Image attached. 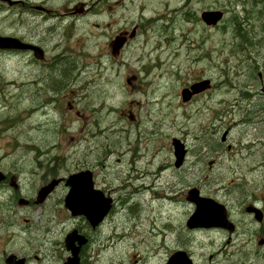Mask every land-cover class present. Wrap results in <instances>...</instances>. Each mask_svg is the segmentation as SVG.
I'll list each match as a JSON object with an SVG mask.
<instances>
[{
    "label": "rangeland",
    "instance_id": "1",
    "mask_svg": "<svg viewBox=\"0 0 264 264\" xmlns=\"http://www.w3.org/2000/svg\"><path fill=\"white\" fill-rule=\"evenodd\" d=\"M23 1L0 0V33L16 36L33 29L42 20L33 6L66 18L63 36L74 66L68 103L52 116L65 130L44 133L56 144L50 157L58 165L54 170L67 173L83 161H94L98 185L114 199L87 264H165L181 246L191 252L194 264H264V244H257L264 231L247 232L246 243L231 246H223L224 238L217 234L191 237L183 225L194 208L180 201V192L190 184L205 191L204 175L214 177L209 185L215 190L263 183L264 94L258 74L264 81V0ZM78 1L88 13L67 15L63 6ZM204 9L222 10L224 17L208 28L199 18ZM136 25L139 33L112 56L107 42ZM26 59L4 55L0 80L31 79L36 68ZM201 75L212 79V89L182 102V86ZM0 106V169L29 187L39 177L23 171L31 168L33 158L28 105L2 96ZM224 130L226 141L221 142ZM174 137L189 150L180 170L173 165ZM207 148L209 156L196 161L197 152L202 156ZM231 177L244 183L228 184ZM1 201L0 256L5 248L26 257V264H62L65 234L82 225L80 217L65 210L62 196L38 211L20 209L16 220L21 230L5 225L7 205ZM231 215L238 216L234 209ZM242 219L243 227L250 226ZM210 239L218 242L212 245Z\"/></svg>",
    "mask_w": 264,
    "mask_h": 264
},
{
    "label": "flooded vegetation",
    "instance_id": "2",
    "mask_svg": "<svg viewBox=\"0 0 264 264\" xmlns=\"http://www.w3.org/2000/svg\"><path fill=\"white\" fill-rule=\"evenodd\" d=\"M16 1V4L24 5L23 0ZM31 8L36 10L35 13L41 12L40 17L42 18V20L38 23L36 21V25L34 26V28L29 30L27 33L21 32L16 35V37L24 43L37 46L41 51V56H36L34 49L31 48H0V57H2L0 58V60H4V55H14L18 58L19 61L26 57L27 65L36 68L31 79H19L9 81L0 80V87H4V90L0 89V97L3 96V98H11L14 102L26 103V105H28L26 108L28 109L27 112H29L27 117H30L33 121L32 123H30V130L32 135V142L30 144V147L31 151L33 152V158L30 161L31 168H24L23 171L24 174L29 173L32 177L38 176L39 178H34L35 182L33 183V185L28 187L25 186L23 183L19 182L18 179L16 180V177L12 174L10 170L2 171L0 169V171L4 174L3 179L0 181V201L1 198H4V200L1 202H4V205H7L6 213L8 214V217H6L7 221H4V223L5 225H7V227H10L11 230H21L16 220V216L20 212V209H30L32 210V212L34 210L38 211L41 210L42 206L47 204L49 200L52 199L54 196H62V199H64L70 188L69 185H67L65 182L67 177L70 174L79 171H89L91 174L93 189L100 191L106 197H110L112 199V205L104 220L95 228L90 227L85 217H80L82 220V225L78 226V230L87 237V243L82 246L80 250V256L83 263L85 264L86 260L87 264V261L89 259L86 258L88 255H90L89 250L91 243L95 241V234L98 233L102 223L111 213L112 208L114 206V199L108 194V190H104L98 185L95 170L96 164L94 163V161H83L78 166V168H75L73 171H68L67 173L61 174L60 170H54V167H58V165H54V160H50V157H53L52 154L56 144H50V141L45 137L44 133H51L56 131V133L59 135L65 130L64 123L59 121L58 118L53 119L52 116L55 113L59 112L61 103H68L67 90H69L68 88L71 85V69L70 59L68 55L70 54V51H68L69 47L65 44V39L63 36L64 27L62 25L63 19L66 18H59L54 13H50V10L45 9L42 6H33ZM63 10L67 15H73L77 18L88 13L89 8L85 7L83 2L78 1L75 3H69L67 5H64ZM79 10L80 12H76ZM57 18H59L60 21H55V19ZM41 24H43L41 27L42 29H39ZM131 31H133V35L131 38L129 37V34L131 32L128 33V31L126 30L119 32L120 34L126 37L125 44L123 45V47L132 41L136 34L139 33L140 28L136 25L131 29ZM0 35L4 34L0 33ZM109 42H107V45H109ZM120 50L118 51L117 55L119 54ZM258 75L260 77L261 87H263L264 81L261 77V74L259 73ZM204 78L210 81V86L204 89L203 91L192 95L191 98L187 101L188 103L193 101L196 97H200L203 96L205 93H209V91L212 89V79L204 75L195 76L182 86V88L189 87L190 84ZM13 88L15 92H11ZM1 108L2 107L0 106V110ZM70 108L71 106L68 110H70ZM61 118L64 120V115H61ZM130 119L133 118L130 116ZM40 136H42V140H40ZM226 136L227 130L224 138H222L221 135L220 141L225 142ZM88 140H91V136L88 137ZM184 147V160L182 164L178 168H176L178 170L183 169L188 160L189 150L187 149L185 144ZM227 148L230 149V145H227ZM208 154L209 148H207V150L202 156H199V152H197V154L195 155V160L204 161L209 156ZM210 162L208 163L209 168L212 165V162ZM46 163L48 164L44 166ZM23 171L19 173H22ZM213 178L214 177L209 175L202 176V179L208 183L205 187V191H203V188L199 185L190 184L185 192H180V201H186L188 205H191L192 208H195V204L189 202L187 200V197L189 196L188 190L191 188H196L201 196L212 197L218 202L224 204L227 210V217L234 224V230L232 232H229L227 229L223 228L189 229L186 227V225H183V228L189 233V235L194 238H196L197 234L199 233L207 234L208 238H210V234L221 235V237L224 238L222 245L231 246L240 245V242L246 243V241L242 238L246 236L247 232L264 231V197L260 193L264 192V177H262V184L257 183L258 185L254 184L256 186L252 185V188H254V190H252V188L246 189L244 187H241L239 190H234L233 187L228 186H221L215 190L212 186L209 185V180ZM39 179H41L40 183ZM52 180H56V184L46 194L44 200L41 203H36L35 199L39 189L47 185ZM239 180L240 177H231L228 181V184ZM234 183L242 184L244 183V181ZM258 191L260 195H258ZM19 199H22V201H20ZM255 208L258 211L252 210ZM233 209L238 214L236 218H233L231 215V211H233ZM256 214L260 215V220L257 218ZM242 217L247 219V222L250 226H242V224H245V221L242 219ZM24 222L28 223L29 219L24 218ZM252 224L257 225V227H253ZM28 226L30 227L31 224ZM209 242L213 245L218 242V240L210 239ZM257 244H264V236L260 238ZM179 248L180 249L176 250H182L186 252V254L190 258L192 257L191 252H189L188 250L186 251L182 248V246ZM1 253L2 255L0 256V259L2 261V264H6L5 259L8 254H14L17 257H24L18 255L13 250H6L5 248L2 249ZM25 259V261L28 262V259L26 257Z\"/></svg>",
    "mask_w": 264,
    "mask_h": 264
},
{
    "label": "water",
    "instance_id": "3",
    "mask_svg": "<svg viewBox=\"0 0 264 264\" xmlns=\"http://www.w3.org/2000/svg\"><path fill=\"white\" fill-rule=\"evenodd\" d=\"M8 3L16 1L7 0ZM80 11V10H79ZM223 18V11L219 9H206L201 11V21L208 25L214 26L218 24ZM133 31L129 37H132ZM126 37L118 34L110 41L111 54L115 55L123 46ZM0 48L1 49H34L36 56H41L40 49L32 44L24 43L15 36L0 35ZM129 82V80H127ZM210 86L208 79L199 80L192 83L189 87L181 90L180 96L183 102L188 101L192 95L197 94ZM264 92V86L262 87ZM226 132L222 134L224 138ZM171 145L173 148L175 168H178L183 160L185 154L184 144L176 137L172 138ZM211 163V162H210ZM4 175L0 171V181ZM66 184L69 185V190L64 197V207L68 209L72 217L83 216L92 228H95L102 222L105 215L108 213L112 205V199L105 197L100 191L94 190L92 187L91 174L89 171H79L70 174L66 179ZM56 184V180L50 181L47 185L41 187L36 196V203L44 200L46 194ZM189 196L187 200L195 204V209L188 217L185 225L189 229L193 228H223L229 232L234 230V224L228 219L225 206L214 200L211 197L201 196L196 188L188 190ZM22 201V199H19ZM254 211H258L252 209ZM260 220V215L256 214ZM64 248L69 253L62 264H80L79 251L81 247L87 242V238L78 232L76 228H72L64 236ZM261 243V242H260ZM5 262L7 264H24L25 259H16L15 255L9 254ZM165 264H193L190 257L182 250L174 251L167 259Z\"/></svg>",
    "mask_w": 264,
    "mask_h": 264
},
{
    "label": "trees",
    "instance_id": "4",
    "mask_svg": "<svg viewBox=\"0 0 264 264\" xmlns=\"http://www.w3.org/2000/svg\"><path fill=\"white\" fill-rule=\"evenodd\" d=\"M259 2H260V0H253V3H254V4H258ZM261 3H263V2L261 1ZM232 16H233L232 18H235V19H236L237 14L234 13ZM236 22H237V21H235V23H236ZM235 29L237 30L238 33L241 32V31H239V30H243V29H240L239 26L235 27ZM73 66H74V62H73V59H71V61H70V69H71Z\"/></svg>",
    "mask_w": 264,
    "mask_h": 264
},
{
    "label": "bare ground",
    "instance_id": "5",
    "mask_svg": "<svg viewBox=\"0 0 264 264\" xmlns=\"http://www.w3.org/2000/svg\"><path fill=\"white\" fill-rule=\"evenodd\" d=\"M158 202V201H157Z\"/></svg>",
    "mask_w": 264,
    "mask_h": 264
}]
</instances>
